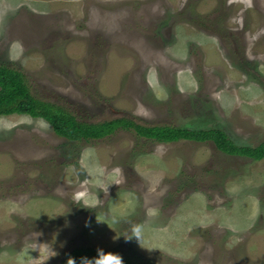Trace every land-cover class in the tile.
<instances>
[{
	"label": "rangeland",
	"instance_id": "1",
	"mask_svg": "<svg viewBox=\"0 0 264 264\" xmlns=\"http://www.w3.org/2000/svg\"><path fill=\"white\" fill-rule=\"evenodd\" d=\"M0 64L80 120L264 141V0H0ZM81 184L92 208L74 204ZM137 227L141 243L126 241ZM79 246L264 264V160L127 130L69 141L41 118L0 117V264H63Z\"/></svg>",
	"mask_w": 264,
	"mask_h": 264
},
{
	"label": "trees",
	"instance_id": "2",
	"mask_svg": "<svg viewBox=\"0 0 264 264\" xmlns=\"http://www.w3.org/2000/svg\"><path fill=\"white\" fill-rule=\"evenodd\" d=\"M214 21V19H212ZM24 114L41 118L49 123L53 131L69 141L91 142L112 136L117 130L133 132L141 140L152 142H174L179 140L211 142L225 157H241L253 161L264 160V141L257 145L236 143L220 127L196 128L190 125H145L133 118L117 117L110 120L92 122L80 120L71 111L34 94L24 73L6 64H0V117ZM121 255L124 264H148L138 259L120 254L117 250H106ZM80 264L82 257L93 259L97 248L79 246L70 250L68 257Z\"/></svg>",
	"mask_w": 264,
	"mask_h": 264
},
{
	"label": "clouds",
	"instance_id": "3",
	"mask_svg": "<svg viewBox=\"0 0 264 264\" xmlns=\"http://www.w3.org/2000/svg\"><path fill=\"white\" fill-rule=\"evenodd\" d=\"M122 182V179H118L115 181V184L119 185ZM81 190H78L73 193L72 199L74 201V204H83L85 208H92V205L88 203V189L84 186V184H81ZM107 191V190H106ZM100 221V220H98ZM87 226V224H86ZM41 235L40 233L37 235ZM126 241H131L133 238L138 240L141 243L142 235L140 229L133 228L132 234L128 236H124ZM36 249V248H34ZM50 255L47 259L57 255V253L52 250V248L49 249ZM66 264H77L76 259L69 256L67 259ZM80 264H124V261L121 257V255L113 252H105L102 249H97V256L93 259H89L87 257H82L80 260Z\"/></svg>",
	"mask_w": 264,
	"mask_h": 264
}]
</instances>
